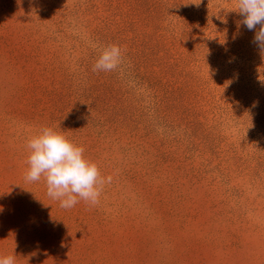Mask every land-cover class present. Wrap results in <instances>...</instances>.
<instances>
[{"label": "rangeland", "instance_id": "rangeland-1", "mask_svg": "<svg viewBox=\"0 0 264 264\" xmlns=\"http://www.w3.org/2000/svg\"><path fill=\"white\" fill-rule=\"evenodd\" d=\"M192 2L0 0V255L264 264V51L235 0ZM44 126L111 177L97 205L26 181Z\"/></svg>", "mask_w": 264, "mask_h": 264}, {"label": "clouds", "instance_id": "clouds-1", "mask_svg": "<svg viewBox=\"0 0 264 264\" xmlns=\"http://www.w3.org/2000/svg\"><path fill=\"white\" fill-rule=\"evenodd\" d=\"M199 6L200 0H194ZM233 10V9H229ZM235 11L243 25L255 33L253 43L264 51V0H235ZM259 28L257 29V26ZM123 53L119 45L108 44L99 49L93 65L95 72H112L120 68ZM28 155L25 179L46 184L47 195L69 209L80 200L95 206L107 181L98 165L85 156V149L69 140L62 131L44 126L26 143ZM0 264H16L14 255H0Z\"/></svg>", "mask_w": 264, "mask_h": 264}]
</instances>
